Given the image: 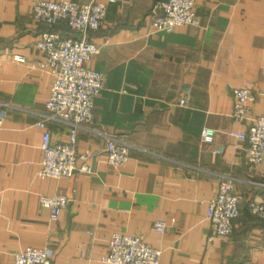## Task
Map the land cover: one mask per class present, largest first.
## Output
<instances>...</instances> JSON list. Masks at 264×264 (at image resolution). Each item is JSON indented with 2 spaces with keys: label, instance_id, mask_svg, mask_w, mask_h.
<instances>
[{
  "label": "crops",
  "instance_id": "0c3cea01",
  "mask_svg": "<svg viewBox=\"0 0 264 264\" xmlns=\"http://www.w3.org/2000/svg\"><path fill=\"white\" fill-rule=\"evenodd\" d=\"M34 1L0 0V264H14L26 247L48 250L50 264H106L113 234L140 237L160 251V264H264V221L248 208L264 204V159L246 163L237 138L245 126L231 117L233 88L249 90L251 115L264 116V0H193L199 26L171 32L151 22L165 0L108 5L104 25L84 36L98 48L87 67L104 80L90 131L75 143L77 164L86 154L92 173L57 180L36 177L51 76L34 68L44 61L35 41L47 30L32 18ZM204 128L214 131L211 144L201 140ZM46 130L52 143L66 142L65 125ZM95 132L148 153L131 150L113 168ZM225 178L240 214L228 237L208 241L207 206ZM55 195L70 200L51 221L39 197Z\"/></svg>",
  "mask_w": 264,
  "mask_h": 264
},
{
  "label": "built area",
  "instance_id": "2783aa9c",
  "mask_svg": "<svg viewBox=\"0 0 264 264\" xmlns=\"http://www.w3.org/2000/svg\"><path fill=\"white\" fill-rule=\"evenodd\" d=\"M114 0L96 2L91 5H79L70 1L35 0L32 4V18L54 29L63 24L67 33H77L81 37L74 39L66 33L45 31L36 41V49L43 55L44 61L34 68L47 71L51 76L48 100L44 104V115L37 122L43 130L41 139L42 159L36 172L38 179L71 178L74 173L89 175L91 167L86 163L87 155L81 157L78 165L75 143L81 130L90 131L93 123L94 100L104 87L102 76L87 67L88 62L98 52V48L85 40L88 32L97 31L104 25L108 5ZM151 22L155 32H171L182 26L198 27L199 20L194 12L193 0H165L154 4L150 10ZM15 61L24 62L16 57ZM233 107L231 117L234 122L245 126L237 138L246 143L245 160L250 166L262 163L264 159V116H252L248 103L252 100L249 90L233 88L231 90ZM184 104V100L180 101ZM58 122L68 129L67 140L52 143L46 123ZM97 135L104 136L95 132ZM201 140L211 144L214 131L204 128ZM105 158L109 166L118 168L130 159L131 150H140L127 142L104 136ZM148 153L145 150H140ZM230 178L223 179L217 193L207 206L206 219L210 235L208 241L228 237L233 222L240 214V198L234 192ZM67 196H40V206L48 211L49 219L56 221L60 212L69 202ZM251 215L264 219V204L251 202L248 205ZM162 233L163 223L157 222L152 228ZM160 251L149 246L138 236L113 234L108 242V252L102 258L106 264H160ZM14 264H50L46 249L26 247L14 256Z\"/></svg>",
  "mask_w": 264,
  "mask_h": 264
},
{
  "label": "trees",
  "instance_id": "16d2710c",
  "mask_svg": "<svg viewBox=\"0 0 264 264\" xmlns=\"http://www.w3.org/2000/svg\"><path fill=\"white\" fill-rule=\"evenodd\" d=\"M61 26H63V28L65 29V31L67 32V30H66V28H65V26L63 25V24H61L60 26H58L57 28H54V29H49V28H47V30L46 31H56V32H60V33H66V32H64L62 29H61ZM250 212V211H249ZM252 217H254L256 220H258V221H264V219H258V218H256L255 216H253V215H251Z\"/></svg>",
  "mask_w": 264,
  "mask_h": 264
},
{
  "label": "rangeland",
  "instance_id": "374dc122",
  "mask_svg": "<svg viewBox=\"0 0 264 264\" xmlns=\"http://www.w3.org/2000/svg\"><path fill=\"white\" fill-rule=\"evenodd\" d=\"M31 12H32V10H31ZM32 15V14H31Z\"/></svg>",
  "mask_w": 264,
  "mask_h": 264
}]
</instances>
